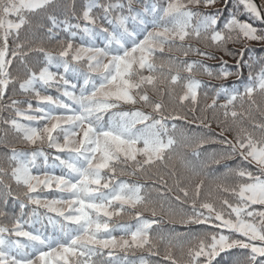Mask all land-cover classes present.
<instances>
[{
    "label": "snow or ice",
    "instance_id": "snow-or-ice-1",
    "mask_svg": "<svg viewBox=\"0 0 264 264\" xmlns=\"http://www.w3.org/2000/svg\"><path fill=\"white\" fill-rule=\"evenodd\" d=\"M228 2L0 0V264H264V0Z\"/></svg>",
    "mask_w": 264,
    "mask_h": 264
},
{
    "label": "trees",
    "instance_id": "trees-1",
    "mask_svg": "<svg viewBox=\"0 0 264 264\" xmlns=\"http://www.w3.org/2000/svg\"><path fill=\"white\" fill-rule=\"evenodd\" d=\"M64 2H65V3H68V2H70V0H64ZM257 2H259V0H257ZM234 3H235V0H229V2H228V8H232V6H233ZM223 6H224V0H217V3L214 4L213 6H211L210 8L206 9V11H207V12H213V11H214L215 9H217V8H223ZM201 8H202V10H204L202 6H201ZM227 15H228L227 10H224V11L221 13V24L223 23V18L226 17ZM239 18H240V19H248V17H247L246 15H243V14H241ZM22 35H23V33H22ZM62 35H63V33H62ZM74 42H75V43H79V42H80V41H79V38H77ZM9 43H10V44L12 43L11 40L9 41ZM53 43H54V42H53ZM193 43H196V42L193 41ZM249 43H250V45H251V50H250V51H249V50H246V51L244 52V57H243V58H244L245 60L249 59L250 56H252V57H259V56H261V55H264V51H262V49H264V44H261V43H259V42H249ZM49 46H51V45H49ZM198 46L201 47V48H203V45H202V44H200V45H198ZM227 47H228L230 50L234 51L236 54H235V55H226L224 52L219 51V52L216 53V55H217V59H214V60H205V63L209 64V65L212 66L214 69H215V68H218V67L220 66V65H219V61H218V58L222 56L223 59L227 62L224 66H225L229 71H231V72H236V71H237V68H236V66H235V63H236V59L239 58V49H240L241 47H243V42H242V43H237V44H231V43H230V44L227 45ZM209 50L211 51L212 49H209ZM173 54H174V55H177V56L180 55L179 53H173ZM166 55H167V53H166ZM189 58H191V59H198V57H196L194 54L190 55ZM15 67H16V65H13V74H14V75L16 74V73H15ZM256 68H257V70H258L259 65H256ZM242 73H243V77H242V79H243L244 82H246V80H247V76H248V69H247V68L242 69ZM199 78L202 79V80H204L206 83H211V84H213V85H215V84H219V83H220V81H215V80L209 81V78H208L207 76H201V77H199ZM73 82L75 83V81H73ZM233 82H236V86H240V87H242V82H241L240 80H238L236 76H231V77L228 78L227 81H224V83H226L228 86H232V85H233ZM9 94H11V92H9ZM48 94H51V95H58V93L56 92L55 89H50L49 92H48ZM16 98H17V99H23L24 97H23L22 95H17ZM257 99H258V101H259V100H260V97H257ZM32 102H33V105L35 106V105H36V101L33 100ZM201 102H202V103L204 102V101H203V98H201ZM221 102H222V100H221ZM21 106L23 107L24 105H21ZM3 116H4V117L8 116V113H7V112L3 113ZM189 119H191V117H189ZM177 123H178V125H181V122H177ZM181 126L186 127V128L191 127V128H193V129H195V125H191V126H189V125H181ZM212 127H213V129H214L215 131H219V129L216 128L215 123H213ZM3 128H4V125H3V124H0V130H2ZM195 130H199V129H195ZM0 135H2V131H0ZM11 138H12V137L10 136L9 139H11ZM15 146H16L17 148H24V147H25L24 145H21V144H18V143L15 144ZM45 151L49 152L50 157H51V155H54V154H55V153L53 152V150H51V149H47V148H45ZM238 159H239V158L237 157L236 160H238ZM49 162L52 163L51 158H50ZM235 162H236V161H233V162H231V163L234 164ZM41 163H42V161H41ZM175 168H176V171H177L178 174L181 173V172L183 171V170L181 169V167H180V165H179L178 162L175 163ZM219 171H220V172H223L224 169L221 167V168H219ZM55 172H56V174H59V169H56ZM120 179H124V180H127V181H129V182L139 181L140 183L146 185V190H149V189H151V188H153V187H160V185H155V186H154V185L152 184V181H150V180H146L145 178H143V177H139V176H137V177L125 176V177H120ZM166 179H168V184H169V186L171 187L172 184H173V180H172V179H169L167 176H166ZM13 187L15 188V185H14V184H13ZM161 191L165 192L166 196L169 197V198H171L172 196H174V195L176 194V193H175V189H173V192H172V193H167V192H166V189H163V188H161ZM149 195H150L152 198H154V199L159 198L158 193L155 192V191H149ZM230 199H231V198H230ZM7 210H8V211H11V210H12V206H11V204H9ZM16 211H17V212L19 211L18 206H17V208H16ZM41 211H42V210H41ZM148 215H149V213H145V216H148ZM0 222H7V221L0 220ZM37 227H39V225H37ZM169 228H170V222L167 221V220H163L162 223H161V229H162L163 231L167 232V231L169 230ZM176 230H177V231H181V232H182V231H185L184 228L179 227V226L177 227ZM116 235H119V233H116ZM163 254H164V245L161 244V245H160V257H150V259H152V261H153V264H156V261L160 260V259L162 258V256H163ZM235 254L238 255L239 253L237 252V253H235ZM139 255H140V253H137V256H139ZM130 258H131V255H130Z\"/></svg>",
    "mask_w": 264,
    "mask_h": 264
}]
</instances>
